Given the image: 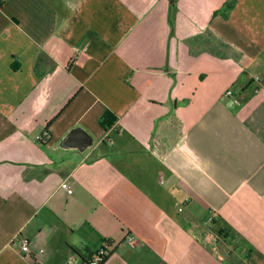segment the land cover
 I'll use <instances>...</instances> for the list:
<instances>
[{
  "label": "crops",
  "instance_id": "1",
  "mask_svg": "<svg viewBox=\"0 0 264 264\" xmlns=\"http://www.w3.org/2000/svg\"><path fill=\"white\" fill-rule=\"evenodd\" d=\"M0 4V264H264V0Z\"/></svg>",
  "mask_w": 264,
  "mask_h": 264
},
{
  "label": "built area",
  "instance_id": "2",
  "mask_svg": "<svg viewBox=\"0 0 264 264\" xmlns=\"http://www.w3.org/2000/svg\"><path fill=\"white\" fill-rule=\"evenodd\" d=\"M1 2H3V0H0V3ZM86 58H87V54L85 51L79 52L77 56L78 61L86 60ZM225 97L233 98V93L230 89L225 92ZM233 102L235 104H238V101L236 99H234ZM61 188L64 189L68 194H72V190L67 184H62ZM208 222H211V220L209 219ZM217 240H218V237L216 236H214L211 239L213 244L217 243ZM126 243L128 246L133 247L136 244L135 237L128 236L126 238ZM110 249H111V244L109 242H103L101 248L95 253L94 257L88 264H101L103 260L106 258ZM20 252L22 253L23 258L31 260L32 257H31L29 246H28V242L26 240L22 241V243L20 244ZM37 264H42V263L41 261L37 260Z\"/></svg>",
  "mask_w": 264,
  "mask_h": 264
},
{
  "label": "water",
  "instance_id": "3",
  "mask_svg": "<svg viewBox=\"0 0 264 264\" xmlns=\"http://www.w3.org/2000/svg\"><path fill=\"white\" fill-rule=\"evenodd\" d=\"M91 146V137L80 129L71 131L62 143V148H72L78 150L79 152H84Z\"/></svg>",
  "mask_w": 264,
  "mask_h": 264
},
{
  "label": "trees",
  "instance_id": "4",
  "mask_svg": "<svg viewBox=\"0 0 264 264\" xmlns=\"http://www.w3.org/2000/svg\"><path fill=\"white\" fill-rule=\"evenodd\" d=\"M115 121H116V117L112 113L106 111L99 119V124L101 125L104 131H107L115 123ZM217 235L222 239H226V238L228 239L229 237L230 240H234V238L236 237V234L232 230H230V228H228L227 226H223L220 229H218Z\"/></svg>",
  "mask_w": 264,
  "mask_h": 264
}]
</instances>
